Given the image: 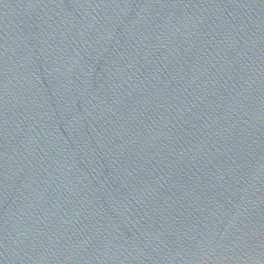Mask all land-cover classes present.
I'll list each match as a JSON object with an SVG mask.
<instances>
[{
    "label": "water",
    "instance_id": "1",
    "mask_svg": "<svg viewBox=\"0 0 264 264\" xmlns=\"http://www.w3.org/2000/svg\"><path fill=\"white\" fill-rule=\"evenodd\" d=\"M0 264H264V0H0Z\"/></svg>",
    "mask_w": 264,
    "mask_h": 264
}]
</instances>
